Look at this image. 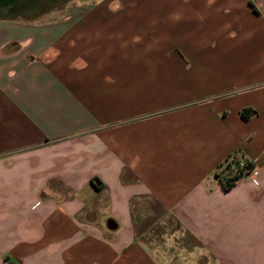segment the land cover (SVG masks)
<instances>
[{"label":"crops","instance_id":"1","mask_svg":"<svg viewBox=\"0 0 264 264\" xmlns=\"http://www.w3.org/2000/svg\"><path fill=\"white\" fill-rule=\"evenodd\" d=\"M0 264H264V0L0 21Z\"/></svg>","mask_w":264,"mask_h":264},{"label":"trees","instance_id":"2","mask_svg":"<svg viewBox=\"0 0 264 264\" xmlns=\"http://www.w3.org/2000/svg\"><path fill=\"white\" fill-rule=\"evenodd\" d=\"M71 0H27L16 3L7 8H0V21L6 20H33L48 12L60 9L67 5ZM99 1V0H98ZM250 112L247 110L241 111V117L247 118ZM243 160L242 157L234 154L230 156L225 165L220 168V174L218 175L221 185L224 189L231 188L234 183L240 178V172H233L231 167L232 163ZM247 169L252 168V165L246 162Z\"/></svg>","mask_w":264,"mask_h":264},{"label":"built area","instance_id":"3","mask_svg":"<svg viewBox=\"0 0 264 264\" xmlns=\"http://www.w3.org/2000/svg\"><path fill=\"white\" fill-rule=\"evenodd\" d=\"M246 161L245 160H240L239 162L236 163H232V171L236 172L237 171H241L240 172V177L243 176L247 171H249V169H247L246 167Z\"/></svg>","mask_w":264,"mask_h":264},{"label":"water","instance_id":"4","mask_svg":"<svg viewBox=\"0 0 264 264\" xmlns=\"http://www.w3.org/2000/svg\"><path fill=\"white\" fill-rule=\"evenodd\" d=\"M22 1L27 0H0V8H7Z\"/></svg>","mask_w":264,"mask_h":264},{"label":"rangeland","instance_id":"5","mask_svg":"<svg viewBox=\"0 0 264 264\" xmlns=\"http://www.w3.org/2000/svg\"><path fill=\"white\" fill-rule=\"evenodd\" d=\"M98 0H71L67 3V5L69 4H83V3H87V4H91V3H95ZM61 9V8H60Z\"/></svg>","mask_w":264,"mask_h":264}]
</instances>
